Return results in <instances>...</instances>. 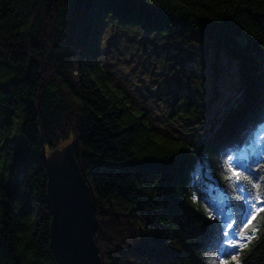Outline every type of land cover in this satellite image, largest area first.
<instances>
[{
    "label": "trees",
    "instance_id": "obj_1",
    "mask_svg": "<svg viewBox=\"0 0 264 264\" xmlns=\"http://www.w3.org/2000/svg\"><path fill=\"white\" fill-rule=\"evenodd\" d=\"M105 25L209 46L214 60L235 62L234 96L191 139L182 129L156 130L147 111L109 82L99 46ZM175 93L179 114L203 113L183 88ZM263 125L264 0H0V264H58L42 149L71 134L103 264H220L234 250L205 219L203 205L215 208L209 186L221 191L230 215L218 219L239 223L250 215L246 200L264 194V184L234 187L220 171L227 157L218 153L225 145L228 155L240 152ZM185 144L196 151L181 147L177 157ZM251 154L237 161L246 174L261 161L264 178V155ZM201 163L205 185L195 177ZM252 228L243 264H264V213Z\"/></svg>",
    "mask_w": 264,
    "mask_h": 264
},
{
    "label": "rangeland",
    "instance_id": "obj_2",
    "mask_svg": "<svg viewBox=\"0 0 264 264\" xmlns=\"http://www.w3.org/2000/svg\"><path fill=\"white\" fill-rule=\"evenodd\" d=\"M99 46L102 66L108 73L110 84L123 91L135 108L146 110L158 131L174 133L182 129L179 130L183 132L182 137L191 139L208 117L224 109L234 96L235 62L224 56L214 60L209 46H182L152 33L133 32L109 25H105L100 34ZM180 88L200 103L203 113L186 118L179 114V105L172 107L175 92ZM171 110L175 112L173 115ZM71 136L61 142H66ZM252 146L259 152L264 149V125L256 133ZM238 155L240 152L233 155L235 160ZM198 174L205 185L207 175L201 173L199 166L196 178ZM208 191L215 208L220 210L218 213L227 218L221 191L214 186H209ZM249 206L251 209L250 203Z\"/></svg>",
    "mask_w": 264,
    "mask_h": 264
},
{
    "label": "water",
    "instance_id": "obj_3",
    "mask_svg": "<svg viewBox=\"0 0 264 264\" xmlns=\"http://www.w3.org/2000/svg\"><path fill=\"white\" fill-rule=\"evenodd\" d=\"M74 148L71 136L52 150L42 149L50 246L58 264H103L94 240L98 220L91 190L73 156Z\"/></svg>",
    "mask_w": 264,
    "mask_h": 264
},
{
    "label": "snow or ice",
    "instance_id": "obj_4",
    "mask_svg": "<svg viewBox=\"0 0 264 264\" xmlns=\"http://www.w3.org/2000/svg\"><path fill=\"white\" fill-rule=\"evenodd\" d=\"M181 147L190 152L196 151V146L189 147L187 144L178 146L175 153L177 157L180 155ZM227 148L228 146L225 145L218 153L220 160H223L225 156L227 157V169L225 170L220 168L222 174L225 171L227 172V174L224 175V180L230 182L236 188H239L241 182L246 181L253 189H259L261 185L264 184V178L260 177L259 165H261V161H253V163L258 167L250 170V174H246V172H249L246 165L241 164L239 161L235 160L233 156L228 155ZM199 167L201 169V173L203 175H207V173L204 172V166L202 163ZM0 171H2V168H0ZM199 178L200 176L198 174L197 179ZM257 180H260V183H257ZM239 190L244 191V189ZM248 196L252 197L253 193L249 191ZM189 200L196 207V210L200 211L201 206L197 195H190ZM250 204V215L239 223L236 220L229 221L228 219H218L217 213L220 211L218 208H214V206H210L208 204L203 205L205 219L209 222V226L213 230L214 237L220 244L227 245L229 248L234 250L233 253L227 254V258L221 259L220 264H243L244 257L241 253L244 249L248 248L249 244L253 239H255L256 235V230L252 228L253 222L257 218L258 213H264V194L259 195L258 197H253ZM257 205H260V207ZM240 224H242V227L239 226ZM234 236H238L239 238H232ZM237 249L238 251H235Z\"/></svg>",
    "mask_w": 264,
    "mask_h": 264
}]
</instances>
